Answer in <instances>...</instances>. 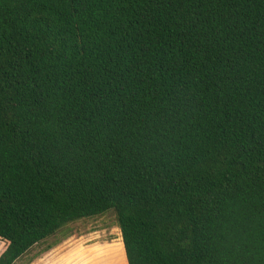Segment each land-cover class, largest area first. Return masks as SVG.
I'll return each instance as SVG.
<instances>
[{"label":"trees","instance_id":"1","mask_svg":"<svg viewBox=\"0 0 264 264\" xmlns=\"http://www.w3.org/2000/svg\"><path fill=\"white\" fill-rule=\"evenodd\" d=\"M107 212L128 264H264V0H0V264Z\"/></svg>","mask_w":264,"mask_h":264},{"label":"rangeland","instance_id":"2","mask_svg":"<svg viewBox=\"0 0 264 264\" xmlns=\"http://www.w3.org/2000/svg\"><path fill=\"white\" fill-rule=\"evenodd\" d=\"M65 239L75 240L74 244L78 245L76 247L78 251L77 256L83 255L82 253L84 252H81L83 250H86L90 254L92 247L112 243L110 250L106 249V247L92 250V254L94 253L92 256L95 258L93 261L99 259L100 263H102L100 259H105L107 264H113V260L117 264H125V261H127L124 244L121 242V231L117 226L115 215L113 212H107L102 216L91 217L63 228L56 235L47 238L39 245L33 247L29 253L14 264H25L29 258L40 254L46 246L55 242L61 243ZM7 247L8 242L0 239V255Z\"/></svg>","mask_w":264,"mask_h":264},{"label":"crops","instance_id":"3","mask_svg":"<svg viewBox=\"0 0 264 264\" xmlns=\"http://www.w3.org/2000/svg\"><path fill=\"white\" fill-rule=\"evenodd\" d=\"M121 242L123 243V240ZM74 243L75 240L65 239L60 244L53 247L50 251L32 256L25 264H107L105 259H100L102 263H100L99 259L93 261L95 258L92 256L94 255V253L92 254V250L99 249L101 247H106V249L110 250L112 243L94 246L91 248L90 254H88L86 250H83L81 251L84 252L82 253L83 255L79 256H77L78 251L76 249L78 245ZM126 263L128 264L127 261H125V264ZM113 264L117 263L113 260Z\"/></svg>","mask_w":264,"mask_h":264}]
</instances>
